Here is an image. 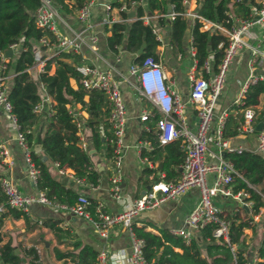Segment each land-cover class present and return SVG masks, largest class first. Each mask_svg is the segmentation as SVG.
<instances>
[{
	"label": "trees",
	"instance_id": "16d2710c",
	"mask_svg": "<svg viewBox=\"0 0 264 264\" xmlns=\"http://www.w3.org/2000/svg\"><path fill=\"white\" fill-rule=\"evenodd\" d=\"M55 8L63 14H73L86 0H50ZM132 0H111V6H117L124 2L127 6ZM137 1V0H136ZM39 0H0V55L10 43H18V53L12 61L7 62L5 74L11 69V82L6 90L8 100L11 104V113L19 129H31L36 120L44 115L46 125L41 137L43 152L51 161L57 164L58 168H70L77 178L85 183L97 184L99 171L94 167L87 148L80 144V136L77 132L76 117L69 109V105L79 103L87 112L84 119L85 125L90 130L91 144L99 150L104 148V153L111 161L112 154V133L108 120V102L102 90L86 89L80 84V76L75 70V65L80 60L79 54L61 50L50 53L47 57L42 55L43 63L35 81L27 70L34 62L35 45L39 49L46 48L39 44L38 39L42 36L53 40L52 34L47 29L35 25L34 10ZM171 5L174 16L168 19L169 35L168 42L182 51V38L187 27V18L184 15L185 3L183 0H142L134 7V17L128 23L113 21L105 25L106 45L114 53L121 46L127 51H136L142 42L144 46L139 54L131 59L130 63H140L146 55H151L155 60L157 53L156 45L159 43L152 32L150 23H144L141 15L146 12L152 13L155 9L159 13H166L167 5ZM241 11L247 13V4L234 0H195L194 13L200 17L228 26L227 12ZM125 17L126 11H119ZM163 21L164 17H158ZM202 22L198 17L193 18L190 27L191 46L194 48V57L197 67L202 60L211 54L212 66L216 67L218 60L223 53L226 40L225 35L215 30L201 29ZM221 43V46H217ZM51 65H54L52 72H49ZM73 78L76 87H72L69 79ZM37 82L43 88L49 102L40 111L33 110V106L41 100L37 89ZM264 94V79H259L249 84L237 102L231 101L227 106L223 123V136L229 138L237 135L240 125L243 122L242 112L245 108H251L253 114L251 121L253 126L263 119V108L256 111L260 95ZM87 95L84 100L83 96ZM142 98V97H141ZM143 102L149 104L142 99ZM264 100V99H263ZM255 110V111H254ZM151 114L143 120L138 138L146 139L152 147L141 148L140 155L151 163L153 167L143 166L144 174L152 173V180H158L159 173L163 171L164 180L175 179L177 167L181 162L184 150L181 147L179 138L168 141L164 144L158 143L154 128L155 120L160 112L151 107ZM49 112V113H48ZM101 127V131L99 130ZM27 144H30L32 134L25 133ZM31 158L38 169L35 186L42 190L45 196L58 203L70 204L74 202L78 193L66 187L60 180L54 178L48 171L46 165L30 150ZM223 159L229 161L235 171L233 174V190L244 189V199L251 200L250 209L254 213L264 204V155L257 151L245 149H228L223 153ZM159 171V173H156ZM95 200L88 197V209L92 212ZM0 204L5 210L0 211V225L6 212L15 216L23 214L21 211L9 207L0 191ZM248 218L234 220L230 218L227 227L228 242L230 244L240 243L242 228L249 225ZM261 225L264 228V214L261 217ZM215 223H208L199 229V237L206 240L205 253L211 259L210 264H229L233 257L240 263L238 251L230 250L229 244L222 238L214 239L211 231ZM132 231L144 241L143 253L149 264H209L204 256L200 255L199 244L195 238L184 242L181 236L173 235L164 229L159 234L146 230L141 226L131 224ZM214 241V242H213ZM1 242V236H0ZM77 244V243H76ZM174 247L181 251L174 250ZM30 256L27 264H40L37 261V254L34 248L26 251ZM95 250L89 245H81L74 253L78 264H94ZM259 260L257 264H264V237L258 247ZM0 264H23L17 254L12 252L8 241L0 243Z\"/></svg>",
	"mask_w": 264,
	"mask_h": 264
},
{
	"label": "built area",
	"instance_id": "2783aa9c",
	"mask_svg": "<svg viewBox=\"0 0 264 264\" xmlns=\"http://www.w3.org/2000/svg\"><path fill=\"white\" fill-rule=\"evenodd\" d=\"M110 1L86 0L75 13L81 29L69 36L58 31L56 28L55 18L57 16V9L51 1L39 0L34 10L35 25L42 29H47L52 34L53 40L42 36L38 39V43L45 45L50 50V53L61 50L80 53L82 40L85 35L90 46L94 48L95 35L92 33L90 21L92 5L101 4L107 13L112 8H115L117 11H127L132 7L134 8L142 0H132L128 6L124 2H121L117 6H111ZM234 1L246 3L248 10L244 15L241 11L235 12L229 10L227 12L228 26L204 19L194 12L190 13L192 17H198L202 22L201 29L213 27L225 35L226 40L222 56L216 64V70H212L210 58L206 56L200 65V69L204 75H196L192 70L189 71L187 75L188 90L184 99L172 88L171 82L167 81V76L159 62L151 55L144 56L140 63H130L127 68L128 74L133 77L137 95L148 101L151 107L160 112V116L154 122L158 143L164 144L176 138H179L181 141L184 155L179 163V175L175 179H159L151 182L148 188L133 198L129 206L112 213L105 209L101 200H96L91 212L87 207L88 196L83 193H78L74 202L70 204L52 201L45 196L42 190H37L30 194L22 193L18 191L8 176L0 175V191L4 196L6 204L23 213L27 212L28 207L32 203L60 207L89 221L99 236H106L110 227L121 225L127 229L129 234L131 264H149L143 253V239L137 236L131 229L132 220L139 211L151 208L165 198L176 197L187 188L195 186L199 190V197L184 218L185 226L171 228L170 232L181 235L187 241L189 240L187 227L190 229H200L206 224L213 222L216 226L212 229V236L215 238L222 237L229 244L230 250L234 252V244L228 242V221L219 216L218 210L212 202V197L218 194L242 198L246 195V192L242 188L234 191L231 187L235 171L232 164L221 156L222 151L233 149L230 148L227 137L223 136V123L226 110L222 109L216 113L214 105L222 89L228 63L240 51L245 50L247 52L246 64L248 72L240 88L239 96L234 101L237 102L239 100L249 84L259 79H264V37L259 36L253 31V28L264 26V0ZM168 7L169 9L166 13H159V15H166L168 18H172L175 12L172 11L170 4H168ZM184 14H187V12L185 11ZM140 17L145 23H149L148 18L150 15L145 13ZM106 21L107 18H105ZM110 22L112 21L109 20ZM152 32L159 41L160 37L153 27ZM217 46H221V43H218ZM8 48H17V43H10ZM39 55V48L36 47L34 57L38 58ZM7 62L8 58L2 52L0 55V107L9 115L15 128V139L23 150V161L27 175L35 182L38 169L31 158L25 136V133L29 132L30 129L21 130L16 124L3 83L4 78L7 76L3 72L7 67ZM75 70L80 76V84L83 88L102 90L108 102V120L112 133L109 194L111 197L117 199L121 196V162L126 120L122 91L113 70L110 68L103 69L94 64L78 63L75 65ZM48 102L49 99L41 97V100L33 106V110L40 111ZM188 109L192 110L196 118L194 122L190 121ZM149 114H151L149 110H143L138 118L139 120H144ZM242 116L243 122L239 129L242 131H253L254 126L251 121L253 117L252 109L245 108ZM76 126L77 132H79L80 122L78 120H76ZM80 144L84 147V142L81 138ZM136 147L140 152L141 148L150 149L152 145L146 139H139ZM210 147H214L215 152L210 150ZM234 149L240 150L241 148ZM255 151L264 154V122L261 128L256 130ZM209 152L214 154L215 160L208 159ZM0 159L9 160L8 151L2 141H0ZM142 159L145 160V158ZM58 171L60 173L65 172L63 168H58ZM207 174H211L212 176L210 184L206 180ZM68 175L76 182H83L82 179L77 178L73 173H68ZM86 184L89 187H94L93 184ZM2 209L3 206H0V210ZM258 260L257 251L254 250L250 260L248 262L243 261L240 264H257ZM94 264H108L107 253L104 250L96 252Z\"/></svg>",
	"mask_w": 264,
	"mask_h": 264
},
{
	"label": "crops",
	"instance_id": "0c3cea01",
	"mask_svg": "<svg viewBox=\"0 0 264 264\" xmlns=\"http://www.w3.org/2000/svg\"><path fill=\"white\" fill-rule=\"evenodd\" d=\"M184 3L185 11L188 14V8L190 12H194L195 0H185ZM168 9L169 7L167 5V10ZM75 13L76 12L66 15L57 10L55 23L57 22L59 25V28L56 27L58 31L69 36L80 31L81 25ZM134 14L133 7L127 10L126 16L123 17L115 8L110 9L106 13L101 4L97 3L92 5L90 21L92 24V33L95 35L94 48L90 46L89 41L84 35L81 51L77 53L81 60L79 63L94 64L103 69H112L122 91L126 120L123 135V157L121 162V196L115 199L109 194L111 161L106 157L103 147L96 150L92 146L90 130L84 122V119L87 117V112L78 102L70 104L69 109L80 122L78 134L84 142V147L87 148L88 152L90 151V158L94 167L99 171V178L94 187H89L83 182L79 183L74 181V179L68 175V173H72V170L68 167L63 168L65 171L64 173H60L55 162L51 161L43 152L40 141L46 125V118L44 115H41L31 127L30 132L32 137L30 144H28L29 150L46 165L48 171L54 178L60 180L66 187L71 188L76 193H83L95 201L101 200L105 209L112 213L118 212L129 206L133 198L148 188L151 182L155 181L151 179L152 173L146 175L142 172V169L145 165L153 167L156 164L149 162L147 159H142L144 157L140 155L136 147L139 140V131L143 125V120H139L138 116L143 110H150L151 108V104L148 101L149 104H146L143 102V98L137 95L133 77L127 72V68L136 51H127L119 46L117 52L113 53L106 45V35L109 32L105 30V25L109 24V20L112 22L123 21L125 24H128L133 19ZM146 14L150 15L148 21L160 37L159 43L155 48L157 53L156 60L165 72L167 81L171 82L172 88L184 99L188 90L187 75L189 71L192 70L196 75H204L200 66H196L194 48L191 46L190 27L194 17L190 14L191 18H189L187 14H184L187 18V27L183 34L182 51L180 52L175 46L173 47L171 43L168 42V19L170 18L166 15H159L156 9L152 13L146 12ZM161 16L164 17L163 21L158 20V17ZM105 18H107L106 22ZM253 31L259 36L264 37V26L253 28ZM36 47L37 45H35V48ZM3 53L9 61H12L18 53V43L17 48L9 49L7 47L3 50ZM39 53V57H34L35 62L27 69L35 81H37V74L43 63L42 58L47 57L50 54V50L47 48L39 49ZM42 55L44 57H42ZM207 56H209L211 62V54ZM237 58L239 64L236 63ZM246 62L247 52L243 50L233 56L228 63L225 70L223 86L214 105V111L216 113L222 109H226L229 103L239 96L240 88L248 72ZM211 68L212 70H216V67L213 68L212 64ZM53 69L54 65H51L49 72H52ZM10 70L3 80L6 90L11 82L10 76L12 72ZM69 83L72 87H76V82L73 78L69 79ZM37 89L41 97L48 99L39 82H37ZM83 99L86 100L87 95H84ZM263 99L264 94H261L259 104L255 107L256 111L263 108ZM187 112L189 113L190 121L194 122L196 118L192 110L188 109ZM253 114L256 115L254 112ZM99 130H102L101 127H99ZM227 140L230 148L255 151L256 130L240 131L237 135L227 138ZM0 141L5 145L9 158L8 161L0 159V175L8 176L18 191L22 193L30 194L36 192L38 189L35 186V182L31 180L26 172L25 163L23 161V150L15 139V128L9 115L1 107ZM210 150L215 152L214 147H210ZM208 159L215 160L214 154L209 152ZM156 173H159V171ZM159 175V179H163L161 178L163 177V171L160 172ZM178 175L179 164L176 177ZM206 180L208 184L211 183V174L206 175ZM233 186L234 183L232 182L231 187L233 188ZM198 197V188L195 186L189 187L176 197L165 198L157 205L139 211L131 224L141 226L156 234H159L160 229H164L170 234L177 235L171 233L170 229L185 226L184 218L190 208L196 203ZM250 201L249 199H244V197L234 198L218 194L212 197V202L217 208L219 216L228 221L227 227L231 217L234 218V220L248 218L247 221L249 225L242 228L240 243H232L235 247L234 251L237 250L239 253L240 263L250 260L252 252L258 250V247L261 245V240L264 237V228L261 225V217L264 214V204L259 207L258 211L252 213ZM0 206L2 205L0 204ZM3 210H5L4 206L0 211ZM187 232L189 234V240L191 238L196 239L199 244L200 255L204 256L210 264L211 259L205 253L206 240H201L199 237V229H190L187 227ZM0 236V243L8 241L12 247V252L18 255L23 264H27L30 259V256L25 252L30 247L35 249L37 261L40 262V264H78L74 253L78 251L81 245H89L95 252L104 250L107 253L108 264H131L129 234L125 227L121 225L112 226L108 229L106 236H99L89 221L54 205L32 203L28 207L27 212L19 216L6 212L0 225ZM181 238L184 242L189 241H186L182 236ZM213 238L216 240L222 237ZM222 240L224 241L223 238ZM174 250L181 251L178 247H174ZM234 263L238 262L233 257L229 264Z\"/></svg>",
	"mask_w": 264,
	"mask_h": 264
},
{
	"label": "water",
	"instance_id": "95a60500",
	"mask_svg": "<svg viewBox=\"0 0 264 264\" xmlns=\"http://www.w3.org/2000/svg\"><path fill=\"white\" fill-rule=\"evenodd\" d=\"M143 46H144V42H142L141 45L139 46V48L136 50L135 55H136V54H139V53L142 51ZM10 71L12 72V70H10ZM263 122H264V119H261L260 121H258V122L256 123L254 129H255V130H259V129L261 128ZM89 152H90V151H89ZM223 153H224V152L222 151V152H221V156H223Z\"/></svg>",
	"mask_w": 264,
	"mask_h": 264
},
{
	"label": "rangeland",
	"instance_id": "374dc122",
	"mask_svg": "<svg viewBox=\"0 0 264 264\" xmlns=\"http://www.w3.org/2000/svg\"><path fill=\"white\" fill-rule=\"evenodd\" d=\"M188 11H189V14L187 13V16H188L189 18H191V17H190V13H191V12H190L189 8H188ZM55 25H56L57 28H59V25L57 24V22L55 23ZM186 50H187V47H186ZM236 63L239 64L238 58H237V60H236ZM237 66H238V65H237ZM232 81H233V80H232Z\"/></svg>",
	"mask_w": 264,
	"mask_h": 264
}]
</instances>
